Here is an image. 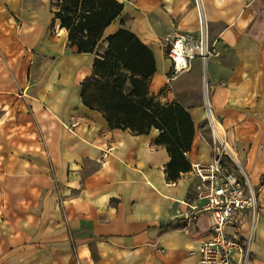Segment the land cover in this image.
<instances>
[{"label": "crops", "instance_id": "1", "mask_svg": "<svg viewBox=\"0 0 264 264\" xmlns=\"http://www.w3.org/2000/svg\"><path fill=\"white\" fill-rule=\"evenodd\" d=\"M117 1L103 39L126 29L153 51L150 94L194 122L192 170L168 181L159 130L111 128L83 104L96 56L70 45L53 0H0V264H201L213 220L185 213L201 187L194 165L214 157L203 66L174 77L167 57L175 35L198 33L197 0ZM199 1L221 52L207 64L209 104L239 164L228 165L258 197L252 264H264V0ZM228 233L243 240L248 226Z\"/></svg>", "mask_w": 264, "mask_h": 264}, {"label": "trees", "instance_id": "2", "mask_svg": "<svg viewBox=\"0 0 264 264\" xmlns=\"http://www.w3.org/2000/svg\"><path fill=\"white\" fill-rule=\"evenodd\" d=\"M56 18L80 53L96 56L92 74L82 83L83 104L104 115L111 128L137 135L160 131L156 144L170 155L167 179L177 182L192 165L187 153L195 127L190 113L178 102L163 104L150 94L156 73L153 51L129 30L103 39L105 30L120 18L124 4L117 0H53Z\"/></svg>", "mask_w": 264, "mask_h": 264}, {"label": "built area", "instance_id": "3", "mask_svg": "<svg viewBox=\"0 0 264 264\" xmlns=\"http://www.w3.org/2000/svg\"><path fill=\"white\" fill-rule=\"evenodd\" d=\"M200 29L197 34L178 33L168 44L167 57L172 63L174 77L188 72L199 60L203 66L204 99L208 125L213 137L214 157L210 164H196L194 173L201 181L196 201L187 203L185 217L196 222L200 216L209 214L213 224L210 235L201 244V264H252V236L258 212V197L243 170L234 172L226 159L238 164L228 145L221 124L215 119L209 104L210 87L207 78V64L219 59L221 52L218 40H212L200 1L197 0ZM185 153V155H187ZM201 203V204H200ZM248 226V234L242 240L230 235L231 226ZM237 255V258L236 256ZM77 264H81L79 261Z\"/></svg>", "mask_w": 264, "mask_h": 264}, {"label": "rangeland", "instance_id": "4", "mask_svg": "<svg viewBox=\"0 0 264 264\" xmlns=\"http://www.w3.org/2000/svg\"><path fill=\"white\" fill-rule=\"evenodd\" d=\"M201 78H202V90L204 91L203 72L201 73ZM209 129H210V128H209ZM210 131H211V130H210ZM231 165H233L232 162H231Z\"/></svg>", "mask_w": 264, "mask_h": 264}, {"label": "bare ground", "instance_id": "5", "mask_svg": "<svg viewBox=\"0 0 264 264\" xmlns=\"http://www.w3.org/2000/svg\"><path fill=\"white\" fill-rule=\"evenodd\" d=\"M219 130L222 134H224L222 127L219 126ZM235 154V153H234Z\"/></svg>", "mask_w": 264, "mask_h": 264}]
</instances>
